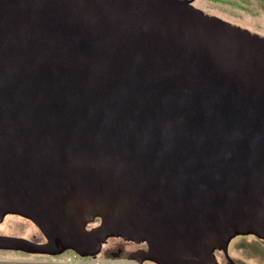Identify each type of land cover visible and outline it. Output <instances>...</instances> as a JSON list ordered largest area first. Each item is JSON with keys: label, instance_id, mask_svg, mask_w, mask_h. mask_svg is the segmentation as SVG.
I'll return each instance as SVG.
<instances>
[{"label": "water", "instance_id": "95a60500", "mask_svg": "<svg viewBox=\"0 0 264 264\" xmlns=\"http://www.w3.org/2000/svg\"><path fill=\"white\" fill-rule=\"evenodd\" d=\"M193 0H0V251L217 264L264 242V38ZM0 264H59L0 261Z\"/></svg>", "mask_w": 264, "mask_h": 264}, {"label": "rangeland", "instance_id": "374dc122", "mask_svg": "<svg viewBox=\"0 0 264 264\" xmlns=\"http://www.w3.org/2000/svg\"><path fill=\"white\" fill-rule=\"evenodd\" d=\"M192 6L206 16L217 18L231 26L246 30L252 35L264 38L263 0H194ZM0 235L43 242V237L36 227L29 221L18 218V216H9L3 219L0 223ZM122 246V241L118 239L108 240L97 256V262L100 264H133L127 261L113 260L109 257L110 249ZM130 248L132 247L125 248V251ZM228 255L235 264H264V245L250 236L235 237L228 245ZM217 260L221 264L225 263L222 255H219ZM0 261L59 264L90 263L88 258H80L71 252H65L59 256H34L18 252L0 251Z\"/></svg>", "mask_w": 264, "mask_h": 264}, {"label": "flooded vegetation", "instance_id": "af4514ba", "mask_svg": "<svg viewBox=\"0 0 264 264\" xmlns=\"http://www.w3.org/2000/svg\"><path fill=\"white\" fill-rule=\"evenodd\" d=\"M194 1V0H193ZM193 3V2H192ZM9 216H6L4 219L8 218ZM19 218V217H18ZM22 219V218H21ZM24 220V219H23ZM27 221V220H25ZM28 222V221H27ZM30 223V222H29ZM34 236V235H33ZM255 239V238H254ZM256 240V239H255ZM259 241V240H257ZM37 242V241H35ZM261 244L264 245V242L262 241H259ZM41 243V242H39ZM122 247H115L113 249H110L109 251V257L112 258L113 260H121V261H127V262H130L128 261V256L129 254L131 253H134L136 252L137 250H142V249H145V246L143 245H135V244H132V243H127V242H122ZM129 247H132L130 249H127V251H125V248H129ZM124 250V251H123ZM70 252V251H69ZM73 253V252H71ZM219 255H222V258L224 259V255L217 251L215 252V256H216V260L218 259ZM34 256H39V255H34ZM130 263H133V264H136V262H130ZM142 264H153L151 262H148V261H144ZM217 264H221L218 260H217ZM224 264H227L226 260H225V263Z\"/></svg>", "mask_w": 264, "mask_h": 264}, {"label": "built area", "instance_id": "2783aa9c", "mask_svg": "<svg viewBox=\"0 0 264 264\" xmlns=\"http://www.w3.org/2000/svg\"><path fill=\"white\" fill-rule=\"evenodd\" d=\"M93 264H100L99 262H94Z\"/></svg>", "mask_w": 264, "mask_h": 264}, {"label": "trees", "instance_id": "16d2710c", "mask_svg": "<svg viewBox=\"0 0 264 264\" xmlns=\"http://www.w3.org/2000/svg\"><path fill=\"white\" fill-rule=\"evenodd\" d=\"M263 2H264V0H263Z\"/></svg>", "mask_w": 264, "mask_h": 264}]
</instances>
